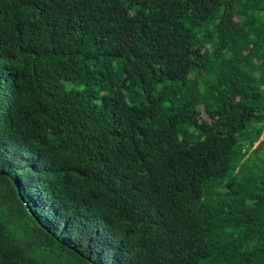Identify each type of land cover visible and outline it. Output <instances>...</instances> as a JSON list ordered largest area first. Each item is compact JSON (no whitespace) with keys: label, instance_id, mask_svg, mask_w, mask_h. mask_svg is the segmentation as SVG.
I'll list each match as a JSON object with an SVG mask.
<instances>
[{"label":"trees","instance_id":"trees-1","mask_svg":"<svg viewBox=\"0 0 264 264\" xmlns=\"http://www.w3.org/2000/svg\"><path fill=\"white\" fill-rule=\"evenodd\" d=\"M0 264H264V0H0Z\"/></svg>","mask_w":264,"mask_h":264}]
</instances>
